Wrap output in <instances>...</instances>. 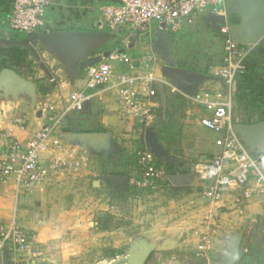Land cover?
Returning <instances> with one entry per match:
<instances>
[{
    "label": "built area",
    "instance_id": "obj_1",
    "mask_svg": "<svg viewBox=\"0 0 264 264\" xmlns=\"http://www.w3.org/2000/svg\"><path fill=\"white\" fill-rule=\"evenodd\" d=\"M53 0H13L9 15L2 20L7 28L32 34L42 28L45 15ZM226 0H107L98 5L101 20L110 29L127 27L131 32L143 35L152 27L177 32L192 24L198 17L209 12L225 15ZM227 33L226 26L221 28ZM223 55L218 64L209 68L224 84V94L213 99L211 89H198L195 95H187L191 104L210 110L209 115L199 119L206 129L220 134L214 141L220 151L205 160L192 162V174L200 182L201 196L206 200L225 206L242 209L252 197H264V150L250 152L240 137L233 131L230 121L233 96L237 79L245 69L249 48L227 36L223 43ZM155 56L146 52L134 65L133 59L124 51L110 50L99 62L87 68L88 74L80 88L69 92L67 107L24 140L0 132V186L12 184L15 199L29 197L45 175L64 167L78 168L80 150L65 141L59 133L62 120L69 110L79 109L102 86L113 89L117 107L123 118L132 120L139 128L146 129L160 117L156 83H168L165 76L155 72ZM128 65L133 71L118 68ZM46 109L45 104L41 108ZM16 124L25 130L26 124L16 119ZM44 158L47 162H43ZM169 173L157 163V157L148 146L141 145L133 172L128 180L138 190L152 191L169 182ZM219 208L221 206H218ZM215 213V214H214ZM220 209L211 214L204 226L195 227L192 237L196 242V254L207 257L208 247L219 229L217 219ZM28 233L15 219L0 224V253L10 256L31 251Z\"/></svg>",
    "mask_w": 264,
    "mask_h": 264
},
{
    "label": "crops",
    "instance_id": "obj_2",
    "mask_svg": "<svg viewBox=\"0 0 264 264\" xmlns=\"http://www.w3.org/2000/svg\"><path fill=\"white\" fill-rule=\"evenodd\" d=\"M12 2L13 0H0V15L3 19L9 15ZM106 2L107 0H53L45 15V25L37 30L46 32L45 26H50L51 30L92 29L101 31L103 33L102 36L88 44L87 55H98L105 51L118 49L126 52L133 59L134 65H136L137 60H140L146 52H151L155 56V72L157 75L162 74L161 66L167 63L168 55L164 48L163 37L159 34L156 27H152L149 32L143 35L138 32H131L127 27L110 29L103 24L98 11V5ZM222 16L225 15L207 12L198 17L192 24L186 25L179 31L172 33V57L176 60L177 65L209 76L199 85V89H211L214 94L213 99L216 100L223 97L224 84L219 77L213 75L209 67L221 61L223 43L225 38L229 36L228 32L223 33L221 31L222 27H227V21ZM32 34H27L28 36L25 39L28 41V45L11 44L6 45L5 48L8 49V54L10 55L12 53L18 54L17 51L10 49H24L22 53L24 57L33 59V62L37 64V66L35 65L37 68L33 67L32 70L36 69L38 73H41L39 75L40 79L34 81L35 96L33 97L32 105L38 104L42 100L46 106L45 110L41 109L42 105L38 106V108L36 107L33 110V114H29L24 108L22 97L13 96L15 99L12 103L8 95L12 91L14 92L13 88L9 87L14 86L10 84L4 86L3 96L0 95V132L19 140H24L31 132L40 129L51 116L63 112L67 107L69 92L80 88L88 74L87 68L79 70L75 67L73 59L76 58V55L74 56L72 49L63 51L55 43L48 42L41 37L31 39ZM240 44L249 48V54L246 59L245 69L237 79L235 95L240 96L241 101L236 105V111L231 115L230 121L232 125L236 123L250 124L264 119V34L254 43L244 42ZM10 57L12 58H8L9 64L4 65V67L12 68L23 76L22 74L24 73L20 70H24L25 64L21 66V69L17 68V65L20 66L21 64L13 56ZM118 68L128 72L133 71L128 65H118ZM166 80L168 83H162L167 99L165 116L162 114L160 94L156 86L160 121L159 123H154L155 125L153 124L155 130H152L156 134V131H158L157 126L162 121H165L166 114L170 111L173 114V121L177 124L176 135L172 139L171 144L176 142L184 160L194 162L208 159L217 154L220 148L215 145L214 141L220 134L204 128L199 123V119L209 115L210 110L203 106L191 104L186 93L177 90L168 78ZM176 96L182 98L183 102L181 105L174 106V98ZM38 112H40V115ZM64 118L68 119V124L66 126L61 125L59 133L64 131L107 132L109 139L111 136H115L118 140H122L123 146H128L129 149L135 139L140 140L138 141L140 143L146 142V130L151 129H141L132 120L123 118L117 107L114 90L104 86L100 87L81 108L69 110ZM16 119L24 122L27 128L21 130L15 122ZM164 140L166 139L162 137V143H160L165 149L167 146ZM1 142L2 139L0 138V144ZM166 143L169 144V141L166 140ZM70 144L78 148L82 154L87 153L89 149H82L75 143ZM137 148L138 143L135 141V149ZM163 159L166 160L165 158ZM108 175L111 174L103 175L106 183L115 184L118 182L108 179L106 177ZM95 181L98 182L95 183ZM102 181V178H98V180L92 179L94 186L100 187ZM125 181L127 182L128 180ZM41 196L42 194L40 198ZM20 200L21 202L18 204L11 183L0 186V224H7L14 218L17 221L16 223L25 229L29 227V224L30 229L38 231L35 236H39L40 223L42 222L33 224L31 221H26L24 225V221H20L22 214H24L22 203H27L23 201L25 200L23 198ZM261 203L264 207V199L261 200ZM225 206L226 208L223 207L220 211L227 212L231 207L230 202H226ZM219 229L221 230V224ZM220 230L217 231L216 237H213L212 244L208 247L207 257L201 258L196 254V242L192 238L190 246L188 244L190 242L185 244L190 247L191 257L190 255L187 256L186 252L182 254V249L183 251L187 249L183 248L185 246L184 243L174 240L175 245L171 248L152 250L143 264H209L218 261L226 254L229 241L222 237ZM34 237L29 236L30 246ZM165 237V235H159V237L149 235L144 242L134 247L133 251H126L125 253H134L137 249L150 244L155 245V247L161 246L165 242ZM263 251L264 246L262 247ZM3 253L6 255L8 264L18 263L15 257L10 256L6 252H1L0 264L4 262ZM34 254L36 253L34 252ZM252 255V252L244 251L241 242L237 264H264L262 263L263 260L260 261L258 258L252 257ZM31 261V263L34 262V260ZM25 264L29 263L26 262ZM120 264H128V262Z\"/></svg>",
    "mask_w": 264,
    "mask_h": 264
},
{
    "label": "rangeland",
    "instance_id": "obj_3",
    "mask_svg": "<svg viewBox=\"0 0 264 264\" xmlns=\"http://www.w3.org/2000/svg\"><path fill=\"white\" fill-rule=\"evenodd\" d=\"M5 48L6 45L0 46V70L9 64L8 58L13 56L21 64L17 68L21 69L25 64L24 70L20 71L27 80L34 82L40 79L41 73L32 70L37 64L33 59L24 57V49H10L18 52L10 55ZM9 88L14 90L9 93V100L13 103V96L22 97L24 108L29 114H33L36 107L44 105L42 100L32 105L35 93L27 87ZM4 90V86L0 88V95L3 96ZM240 101V96H233L231 115ZM161 127L160 123L157 126L160 132ZM145 140L140 143V140L135 139L129 149L123 146L122 140L111 136L108 148H90L87 153L78 155V168L62 167L55 174L46 169L37 192L22 197L27 203H22L24 214L20 221H24V225L26 221L42 223L39 236H35L38 231L30 229L29 224V227L24 228L29 236L35 237L32 239L31 251L15 257L17 264H112L111 260L121 258L126 251H133L149 235H165V241L177 240L184 245L190 242V246L193 229L204 226L213 212L226 206L201 196L200 182L192 174L193 161L183 159L176 142L168 144L164 140L171 160H164L160 156L157 159L164 168L176 173L182 170L191 173L187 181L174 183L169 180L152 191H146L136 189L129 180L111 184L103 178L105 174L124 170L130 176L140 145L150 147L148 140ZM135 141L138 143L137 149ZM43 162H47L45 158ZM94 178H102L100 187L93 185ZM263 199V196L252 197L242 209L220 211L222 214L217 219L219 228L221 224V230H218L226 240L243 230L242 246L244 251L252 252L253 255L264 246ZM20 202L18 199L17 203ZM189 246L183 247L187 249H182V254L186 252L191 257ZM31 260L34 262L31 263Z\"/></svg>",
    "mask_w": 264,
    "mask_h": 264
},
{
    "label": "water",
    "instance_id": "obj_4",
    "mask_svg": "<svg viewBox=\"0 0 264 264\" xmlns=\"http://www.w3.org/2000/svg\"><path fill=\"white\" fill-rule=\"evenodd\" d=\"M225 17L227 21V29L229 37L238 43H254L264 34V0H226ZM46 32L37 30L31 35V39L41 37L48 42L55 43L61 50L66 51L72 49L75 67L84 70L101 60L109 51H105L98 55H87V46L90 42L102 36L101 31L92 29L86 30H51L50 26H45ZM159 34L163 37L164 48L168 55L166 64L161 66V73L171 81V84L179 91L188 95H195L199 89V85L209 76L198 71L190 70L177 65L176 60L172 57L173 35L165 29L164 24H160L157 28ZM30 39V40H31ZM23 44L28 45L27 40L8 39L0 36L1 45ZM10 84L13 86L27 87L31 91H35L34 82L27 80L14 69L4 67L0 70V88ZM160 94V106L162 114L166 112V94L162 83H156ZM40 115V112H38ZM68 119L62 120V125L66 126ZM233 131L240 137L242 142L249 148L250 152L259 153L264 150V119L246 124L236 123L232 125ZM60 136L69 143H75L82 149L102 148L106 149L109 145V134L107 132H70L64 131ZM146 139L149 142L150 150L154 154L171 160L166 153L162 144L158 140L157 135L152 129L146 130ZM192 176L191 173H173L168 175L170 182L180 183L187 181ZM108 179L122 182L128 180V176L114 174L106 176ZM98 181H95L97 183ZM243 230L238 235L231 237L227 244L226 254L218 261L209 264H237L239 259L240 245L243 238ZM175 245L172 241H165L161 246L155 247L150 244L148 246L137 249L134 253L125 254L121 258L113 259L112 264H120L128 262V264H143L149 253L156 250H166ZM4 262L8 264L6 255L3 253ZM264 263V251H263Z\"/></svg>",
    "mask_w": 264,
    "mask_h": 264
},
{
    "label": "trees",
    "instance_id": "obj_5",
    "mask_svg": "<svg viewBox=\"0 0 264 264\" xmlns=\"http://www.w3.org/2000/svg\"><path fill=\"white\" fill-rule=\"evenodd\" d=\"M2 20H3V17L0 15V36L1 37L10 38V39H24V40L27 38V36H28L27 34L20 33V32H14V31L8 29L7 26H6V24H2ZM182 102L183 101H182V98L180 96H176L174 98V106L181 105ZM176 111H177V108H176ZM159 121L160 120L158 119L155 122V124L157 122L159 123ZM154 125H151L149 128L155 130V128L153 127ZM161 126H162L161 127V132L160 131H156V135L158 137V140L162 143V137H163L164 139H166V140L169 141V144H171L172 139L176 135V126H177V124L173 121V114L170 111L167 112L165 121H162L161 122ZM165 151L167 153H169L168 148H165ZM157 163H158V165H160L159 162H158V159H157ZM160 166L164 168L163 165H160ZM165 168H166V171L169 174L176 173V172L170 170L167 167H165ZM179 172L180 171H178L177 173H179ZM182 172H184V170H182ZM125 173H126V171L124 170L122 172H114V173H111V175H114V174L126 175Z\"/></svg>",
    "mask_w": 264,
    "mask_h": 264
},
{
    "label": "flooded vegetation",
    "instance_id": "obj_6",
    "mask_svg": "<svg viewBox=\"0 0 264 264\" xmlns=\"http://www.w3.org/2000/svg\"><path fill=\"white\" fill-rule=\"evenodd\" d=\"M260 256H261V259H260ZM252 257H256L260 261H262L263 260V252H262V250H259L258 253L257 254L255 253V255H252Z\"/></svg>",
    "mask_w": 264,
    "mask_h": 264
}]
</instances>
